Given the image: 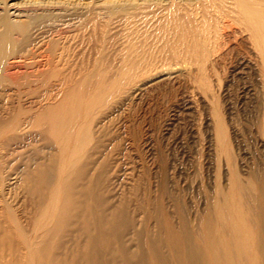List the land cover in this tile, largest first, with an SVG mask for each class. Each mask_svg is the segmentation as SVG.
Instances as JSON below:
<instances>
[{
  "label": "rangeland",
  "instance_id": "obj_1",
  "mask_svg": "<svg viewBox=\"0 0 264 264\" xmlns=\"http://www.w3.org/2000/svg\"><path fill=\"white\" fill-rule=\"evenodd\" d=\"M180 1L173 0L172 5L170 0H0L1 4L36 10V15L28 18L31 20L28 52L19 53L18 48V54L25 55L23 73H30L38 62L43 63L50 55L59 61V70L86 84V130H90L92 136L86 140V145L92 152L91 172L103 161L107 163L103 194L114 205L127 204L136 230L142 228L146 214H155L156 207L160 206L174 222L177 220L175 210L188 214L191 220L196 215L202 217L206 198L213 195L215 181L227 186L234 169L242 182L244 178L250 180L254 173L258 177L263 174L264 137L258 131L261 132L264 116V56H261L264 54V0ZM166 7H170L167 12ZM243 11L250 12L247 18ZM187 14L196 30L194 44L207 56L201 68L206 82L200 80L197 61L187 67L182 58L184 43L177 38L179 31L175 27L178 29L177 23L183 20L179 17ZM201 14L204 15L202 21ZM147 46L150 50H146ZM43 47L47 51L42 50ZM43 79L49 87L56 84L53 78ZM7 84L8 81L3 85ZM20 90L24 92L26 88ZM45 91L40 88L39 93L43 95ZM7 93L10 101L6 105L16 107L14 87ZM259 98L261 103H258ZM28 102L23 100L21 104L28 107ZM217 122L222 125L223 148L217 141ZM145 226L154 232V219L145 220ZM124 241L131 243L130 232ZM239 253L243 259L236 264H260L258 250L252 245L242 247Z\"/></svg>",
  "mask_w": 264,
  "mask_h": 264
},
{
  "label": "bare ground",
  "instance_id": "obj_2",
  "mask_svg": "<svg viewBox=\"0 0 264 264\" xmlns=\"http://www.w3.org/2000/svg\"><path fill=\"white\" fill-rule=\"evenodd\" d=\"M172 2L173 0H170V3ZM166 8L167 10L164 11H169L170 7ZM216 9L219 11V8ZM178 10L177 13H180ZM174 11L176 12L175 9ZM240 13L242 14L241 11ZM243 14L246 17L250 12ZM32 15H36V10H25L16 4L0 3V264H236L240 258L243 259L239 251L248 245L258 250L260 264H264V168L262 176L258 177L254 173L250 175V180H245L243 177L245 180L243 182L235 169L230 174L227 186H223L219 180L215 181L213 195L206 198V211L202 217L196 215L191 220L188 214L175 210L177 220L174 222L160 206V208L156 207L155 214L148 212L145 217V220L154 219V232L145 226V220L140 230L135 229V221L129 214L127 204L114 205L103 194L107 182V163L103 161L91 172L92 152L90 153L91 150L86 145V140L92 138L90 130H86V84L81 83V79L79 81L71 79L59 70V61H55L50 55L44 58L43 63L38 62L30 73L22 72L25 55H19L18 48L19 53H25L31 45L28 37L31 20L28 18ZM171 16L175 17L173 14ZM92 17L94 15L91 19ZM179 18L183 20L177 23L179 30L176 27L175 29L179 31V36L176 37L178 39L180 37V41L183 40L184 43L181 48L184 64L188 67L197 61L200 67V71L197 70L200 80L206 82L201 68L205 65L207 56L194 44L196 30L192 18L189 14ZM201 28L203 27H199ZM16 36L21 39L18 40ZM211 47L213 48V45ZM140 48L142 50V47ZM149 48L146 50H150ZM49 49L48 47V51ZM42 50L47 51V48L43 47ZM261 56L263 57L264 54ZM47 77L53 78L56 84L49 87L45 82L46 79H43ZM20 79L21 82H18ZM7 81L8 84L3 85ZM130 81L131 78L129 83ZM12 87L17 94L16 107L13 106L14 104L11 107L6 105L10 101L7 91ZM20 88L26 90L23 92ZM40 88L46 90L43 95L39 93ZM128 90L130 91L129 88ZM122 91L126 90L122 89ZM23 100L29 101L28 107L22 106ZM258 103H261V100ZM221 126L217 122L216 136L219 146L223 148L224 145L220 140ZM260 131L258 133L264 137V116ZM40 144L44 146L38 147ZM129 232L131 243L124 241Z\"/></svg>",
  "mask_w": 264,
  "mask_h": 264
}]
</instances>
